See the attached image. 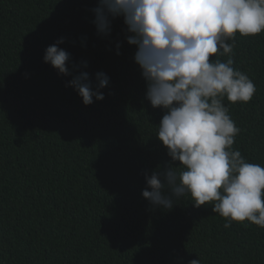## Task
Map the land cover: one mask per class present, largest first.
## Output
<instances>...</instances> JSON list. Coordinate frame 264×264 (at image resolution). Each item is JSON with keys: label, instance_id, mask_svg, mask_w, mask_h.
Segmentation results:
<instances>
[{"label": "trees", "instance_id": "1", "mask_svg": "<svg viewBox=\"0 0 264 264\" xmlns=\"http://www.w3.org/2000/svg\"><path fill=\"white\" fill-rule=\"evenodd\" d=\"M96 3L0 0V264H264V227L225 228L214 202L196 207L188 193L170 210L142 197L170 162L156 137L164 110L146 99L123 18L97 35ZM61 37L72 63H87L77 73L109 77L103 100L85 106L72 77L43 62ZM226 42L232 53L210 60L231 59L256 86L246 103L222 100L240 129L231 150L264 167V30Z\"/></svg>", "mask_w": 264, "mask_h": 264}, {"label": "clouds", "instance_id": "2", "mask_svg": "<svg viewBox=\"0 0 264 264\" xmlns=\"http://www.w3.org/2000/svg\"><path fill=\"white\" fill-rule=\"evenodd\" d=\"M91 12L102 37L110 35L113 19L123 18L127 43L136 46L133 59L146 81V99L164 110L156 137L170 162L145 177L142 197L170 210L188 193L196 207L214 202L211 211L228 218L225 228L245 220L264 227V167L231 150L240 129L222 103L225 97L246 103L256 86L231 59L210 60L220 50L232 53L226 41L235 33L255 36L264 30V0H97ZM62 43L63 37L48 46L43 62L72 77L66 86L85 106L103 100L109 77L97 72L93 85L86 71L77 73L87 63L73 64Z\"/></svg>", "mask_w": 264, "mask_h": 264}]
</instances>
